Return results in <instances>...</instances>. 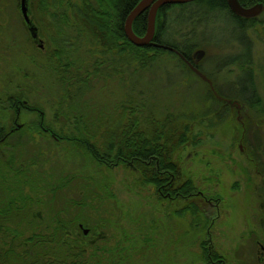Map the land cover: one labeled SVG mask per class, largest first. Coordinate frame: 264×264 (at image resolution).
<instances>
[{"label":"rangeland","instance_id":"obj_1","mask_svg":"<svg viewBox=\"0 0 264 264\" xmlns=\"http://www.w3.org/2000/svg\"><path fill=\"white\" fill-rule=\"evenodd\" d=\"M20 2L0 0V127H27L0 149V205L21 192L28 195L30 186L44 200L42 216L67 202L72 207L66 220L72 223L74 215L83 213L91 223L83 221L81 231L92 229L91 236L100 238L110 234L108 248L117 242L127 246L131 238L123 264H204L198 246L202 233L207 241L212 235L209 242L227 264H259L257 242L264 237V8L245 33L226 13L209 12L196 2L168 11L163 41L183 49L192 46L191 61L210 78L211 87L189 60L170 50L155 60L149 53L150 59L143 60V53L107 47L76 20L71 5L81 6V0H57L47 14L41 13V0H30L31 18L45 46L39 51ZM245 36L250 63L230 64L244 55ZM211 89L231 98L234 106L222 112L218 127L203 131L200 145L188 148L180 164L183 180L191 178L196 193L209 202L200 206L214 224L207 223L204 230L184 214L185 202L167 200L175 191L169 178L172 189L159 197L156 188L141 187L135 166L105 170L42 132L51 127L75 134L81 126L97 131L101 141L117 124L133 121L152 131L155 122L169 117L174 129L181 117L196 116L208 105ZM252 93L260 107L253 108ZM10 98H16L15 107ZM105 183L109 190L102 189Z\"/></svg>","mask_w":264,"mask_h":264},{"label":"trees","instance_id":"obj_2","mask_svg":"<svg viewBox=\"0 0 264 264\" xmlns=\"http://www.w3.org/2000/svg\"><path fill=\"white\" fill-rule=\"evenodd\" d=\"M141 1L94 0L90 5L89 0H81V6L79 4L71 6L76 20L79 19L87 31L96 39H100L107 47L117 48L120 53H127L131 50L136 51L138 55L143 53L144 55H141L143 60H149L150 58L147 59L146 55L154 53L151 59L155 60L158 55L168 53L167 50L150 47L138 48L131 44L125 35L126 20ZM41 2V13L47 14L50 8L56 6L57 0H41ZM195 2L197 5L207 7L209 12L226 13L243 33L256 24L254 19H245L234 13L229 0H197ZM238 2L243 8H247L264 3V0H238ZM175 6L181 5H167L159 10L155 40L157 44L173 48L186 60L191 61L192 46L183 49L180 46L166 43L162 39L166 31L167 13ZM147 26L148 13L146 12L134 22L133 30L136 35L143 37ZM241 45L244 46V57L236 56L230 60V64L240 66L250 63L251 49L246 36ZM181 62L183 63L182 60ZM217 93L213 96L210 94L212 98H209L210 100L206 103L208 105L196 116L181 117L177 123L178 127L174 129L168 126L169 117L166 122H155L152 131L140 129L138 123L133 121L127 126L117 124L113 129L106 130L101 141L97 140V131L92 133L89 128L81 126L77 127L75 134L63 133L62 129L52 130L51 127V129H43L42 132L52 137L57 143H64L73 150L83 153L91 162L105 170L111 171L119 166L126 168L135 166V169L139 170L141 187L156 188V194L159 197L162 184L169 178L175 191L174 198L167 200L172 204L176 201L185 202L182 209L184 214H191L198 223V227H203L204 230L207 223L209 224V220L203 216L204 208L201 207L206 202L205 198L196 193L197 189L191 178L183 180L180 164L188 148H196L200 145L203 131L218 127L222 112L229 109L231 98L223 94L222 96L219 91ZM251 97L255 98L253 108L260 107L256 94L252 93ZM9 101L14 105L16 98H10ZM216 105L219 107L214 108L213 106ZM41 114L44 120V113L41 112ZM260 114V118L264 119V109ZM42 128H44L43 125ZM7 129L0 127V148L6 145L15 133H21L24 130L26 132L23 127L15 132ZM160 171H165L164 173H168L169 177L163 178ZM32 188L30 186L29 190H32L33 195L29 193L30 191L28 195L21 192L17 197L9 196L11 197L10 200L7 199L9 202L3 200L5 202L0 205V218L2 219L0 220V233H3L8 240V243L4 245L8 250V264H123L125 262L124 251L131 246L129 244L131 238L127 246L117 242L115 243L117 247L108 248L110 234H104L101 238L96 237V233L91 236L93 230L88 229L89 235L85 236L80 225L85 227L91 223V220L87 216L83 217L81 213L74 215L73 224L69 223L66 215L69 214L72 206H67V202L60 204V207H55L50 214L42 216L40 210L44 207V200L37 192L35 194ZM102 189L109 190L108 185L105 183ZM95 201V198H92L90 202ZM76 203L77 201L73 202L75 207L78 206ZM83 221H86L85 225ZM66 232H70L71 235L69 236ZM200 236L198 245L201 250L200 261L204 264H211L212 259L221 258L222 255L216 251L210 254V240H204L203 233ZM147 241H151V238Z\"/></svg>","mask_w":264,"mask_h":264},{"label":"water","instance_id":"obj_3","mask_svg":"<svg viewBox=\"0 0 264 264\" xmlns=\"http://www.w3.org/2000/svg\"><path fill=\"white\" fill-rule=\"evenodd\" d=\"M197 0H142L129 14L126 23H125V35L128 41L138 48H146V47H155V48H163L165 50H170L177 55H179L183 60H186L177 50L154 43L156 38V21L159 10L167 5H185L189 3H193ZM229 4L231 9L237 15L244 18H255L257 17L261 10L262 6L257 5L250 9L243 8L238 0H229ZM20 12L26 24V27L30 33V36L33 41L39 46V48H44V42L39 38V31L37 26L31 21L30 8H29V0H21L20 2ZM148 13V26L146 33L143 37H140L135 34L133 30L134 22L144 13ZM202 57V54H198V60ZM191 68L204 80L206 78L201 75V73L193 68ZM85 234H88V230L84 231Z\"/></svg>","mask_w":264,"mask_h":264},{"label":"flooded vegetation","instance_id":"obj_4","mask_svg":"<svg viewBox=\"0 0 264 264\" xmlns=\"http://www.w3.org/2000/svg\"><path fill=\"white\" fill-rule=\"evenodd\" d=\"M29 2H30V0H29ZM257 4H255L254 6H256ZM258 5H261L262 6V8H264V3H258ZM254 6H250V7H247V8H245V9H250V8H253ZM29 8H30V3H29ZM30 12H31V9H30ZM30 18H31V15H30ZM244 18V17H243ZM245 19H253V18H245ZM24 20V19H23ZM31 21H33V23L37 26V28H38V31H39V38H40V29H39V27H38V25L36 24V21H34V20H32V18H31ZM25 23V22H24ZM29 32V31H28ZM30 34V33H29ZM32 39V38H31ZM33 42V44L37 47V50H39V51H41V48H39V46L35 43V41H32ZM31 42V43H32ZM45 47V46H44ZM186 61H188V60H186ZM185 61V62H186ZM189 63L188 64H192L193 65V67L196 69V70H198V71H200L201 72V70H200V68H198V64H196V62H193V61H188ZM205 77H206V75H205ZM201 79V78H200ZM203 82H205V83H207V84H209V86H211L212 87V81L210 80V78L207 76L206 77V80H203V79H201ZM212 90V94H214V95H216V93H217V89H215V90H213V89H211ZM230 106H234V103H230L229 104ZM237 108L239 109V108H241L240 107V105L239 104H237ZM17 113H19V111L17 112ZM17 126H18V128L19 127H22L23 126V128H27L26 127V124H23L22 126L21 125H19V124H15L11 129H10V131H13V132H15V131H18V130H20V129H18L17 128ZM0 149H2V147L0 148ZM160 175L164 178V177H169V174L168 173H164V174H161L160 173ZM170 183L169 182H165V183H163L162 184V186H161V188H160V191H161V194L163 195L165 192H167L168 190L170 191L172 188L171 187H173V186H171V185H169ZM29 189V188H28ZM170 193V195H172V193L171 192H169ZM168 194V193H167ZM200 195H202V194H200ZM203 196V195H202ZM170 198V197H169ZM206 199H207V197H205ZM171 199V198H170ZM206 199H205V201H206ZM207 202V201H206ZM207 203H209V202H207ZM214 223H213V221H211V223L209 224L210 226H212ZM201 228V230H202V227H200ZM208 231H210V227H208L207 228V232ZM84 235L85 236H88L89 235V233L88 234H85V232H84ZM208 235L210 236V241H211V237H212V235H210L209 233H208ZM208 236V237H209ZM8 243V240L6 239V236L5 235H3V233H0V256L2 257V258H0V264H8L9 263V256H8V250L7 249H5V247H4V245L5 244H7ZM257 244H258V246H259V251H258V256H259V258H258V263L259 264H264V237L262 236L261 237V239L257 242ZM215 246H213L211 243H210V254L212 253L213 254V252L215 251ZM211 264H227V260H226V258H224L223 256L221 257V258H217V259H212V261H211Z\"/></svg>","mask_w":264,"mask_h":264}]
</instances>
